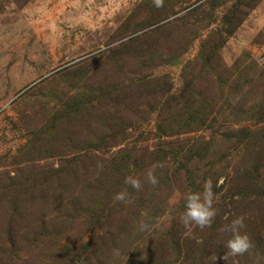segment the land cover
Returning a JSON list of instances; mask_svg holds the SVG:
<instances>
[{"label":"rangeland","instance_id":"374dc122","mask_svg":"<svg viewBox=\"0 0 264 264\" xmlns=\"http://www.w3.org/2000/svg\"><path fill=\"white\" fill-rule=\"evenodd\" d=\"M0 264H264V0H0Z\"/></svg>","mask_w":264,"mask_h":264},{"label":"clouds","instance_id":"9594fccd","mask_svg":"<svg viewBox=\"0 0 264 264\" xmlns=\"http://www.w3.org/2000/svg\"><path fill=\"white\" fill-rule=\"evenodd\" d=\"M153 4L157 8L162 7L163 0H153ZM145 179L149 184L153 186L157 185L158 179L155 175V166L146 171ZM124 184L137 191L141 189V180L135 176H126L124 178ZM214 198L215 194L212 191V182L210 179L204 182L201 191L189 190L184 194L183 212L179 220L186 229V235L190 236L193 228L202 230L211 226L217 215V209L214 207ZM114 200L123 203L132 202V198L126 188L117 192L114 195ZM148 227L149 225L146 221H141L139 223V229L141 231L148 229ZM243 227V218L239 216L232 219L223 227L222 231L229 232L230 236L224 241V247L227 253L222 256V259H226L227 255H243L251 249L252 244L250 238L248 234L243 231ZM215 260L216 258L214 261Z\"/></svg>","mask_w":264,"mask_h":264},{"label":"trees","instance_id":"16d2710c","mask_svg":"<svg viewBox=\"0 0 264 264\" xmlns=\"http://www.w3.org/2000/svg\"><path fill=\"white\" fill-rule=\"evenodd\" d=\"M178 252H180V251H178ZM165 253V252H164ZM161 258H163L162 256H161Z\"/></svg>","mask_w":264,"mask_h":264}]
</instances>
